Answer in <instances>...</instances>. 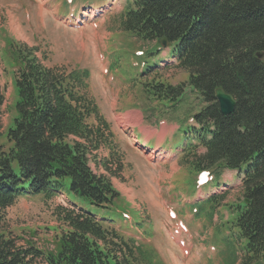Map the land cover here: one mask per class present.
<instances>
[{"label":"trees","instance_id":"obj_1","mask_svg":"<svg viewBox=\"0 0 264 264\" xmlns=\"http://www.w3.org/2000/svg\"><path fill=\"white\" fill-rule=\"evenodd\" d=\"M120 28L152 43L146 57L159 54L154 45L166 38L169 58L187 74L185 83L144 84L148 100L174 110L186 93L201 99L203 105L188 114L191 124L178 121L182 164L193 175L231 170L241 177L242 200L229 205L230 218L216 228L223 230L222 264H264V0H130ZM5 45L15 99L11 122L0 133V264H35L37 258L46 264H163L150 243L127 235L119 192L90 166L111 133L86 95L87 70L50 67L36 47ZM154 67L146 63L140 75H151ZM130 74L124 70L122 78ZM217 87L235 98L227 115L215 98ZM3 102L0 94V108ZM99 161L110 171L108 159ZM60 193L70 206L55 208L64 226L55 249L17 245L4 230L3 210L21 196L50 200ZM223 199L209 196L197 216L211 220Z\"/></svg>","mask_w":264,"mask_h":264},{"label":"rangeland","instance_id":"obj_2","mask_svg":"<svg viewBox=\"0 0 264 264\" xmlns=\"http://www.w3.org/2000/svg\"><path fill=\"white\" fill-rule=\"evenodd\" d=\"M128 1L75 0L77 5L72 6L65 0H0V94L4 97L0 133L4 134L11 122L15 99L6 41L36 47L38 58L47 66L87 70L86 95L111 133L108 145L90 166L108 176L119 192L118 207H125L130 214L122 222L130 228L127 235L150 243L163 264H222L218 235L223 230L217 234L215 229L230 218L229 205L242 200L240 177L223 170L207 185L191 187L193 173L181 162L179 123L191 124L189 112L203 104L189 93L174 110L146 98L141 90L145 85L185 83L187 74L173 62L162 60L167 56L163 51L144 58L147 64L153 59L155 67L151 75H140L145 67L134 54L150 49L152 43H143L121 30ZM124 70L131 72L128 79L122 78ZM137 117L143 119L139 128ZM88 122L95 120L91 117ZM104 159L109 160L110 171L99 161ZM220 194H225V199L215 205L211 220L205 215L195 217L199 210L194 211L193 206ZM67 198L61 193L50 200L42 196L18 198L2 212L4 230L19 246L31 242L41 250L53 251L55 238L64 229L55 208L69 207ZM169 209L175 211L176 218L169 217ZM179 221L186 230L176 233ZM122 229L118 228L123 233ZM35 264L46 263L37 258Z\"/></svg>","mask_w":264,"mask_h":264},{"label":"water","instance_id":"obj_3","mask_svg":"<svg viewBox=\"0 0 264 264\" xmlns=\"http://www.w3.org/2000/svg\"><path fill=\"white\" fill-rule=\"evenodd\" d=\"M160 44L164 47L169 46L166 38H161ZM262 55V53L257 54L258 57H261ZM215 98L219 104V109L222 114L227 115L233 111L236 101L232 94L226 92L221 87H217L215 89Z\"/></svg>","mask_w":264,"mask_h":264},{"label":"bare ground","instance_id":"obj_4","mask_svg":"<svg viewBox=\"0 0 264 264\" xmlns=\"http://www.w3.org/2000/svg\"><path fill=\"white\" fill-rule=\"evenodd\" d=\"M41 11V10H40Z\"/></svg>","mask_w":264,"mask_h":264},{"label":"crops","instance_id":"obj_5","mask_svg":"<svg viewBox=\"0 0 264 264\" xmlns=\"http://www.w3.org/2000/svg\"><path fill=\"white\" fill-rule=\"evenodd\" d=\"M138 126V125H137Z\"/></svg>","mask_w":264,"mask_h":264}]
</instances>
